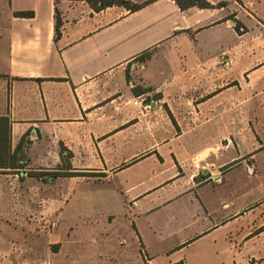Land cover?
<instances>
[{
	"label": "crops",
	"instance_id": "crops-1",
	"mask_svg": "<svg viewBox=\"0 0 264 264\" xmlns=\"http://www.w3.org/2000/svg\"><path fill=\"white\" fill-rule=\"evenodd\" d=\"M129 1L0 0V264H264V0Z\"/></svg>",
	"mask_w": 264,
	"mask_h": 264
},
{
	"label": "trees",
	"instance_id": "trees-1",
	"mask_svg": "<svg viewBox=\"0 0 264 264\" xmlns=\"http://www.w3.org/2000/svg\"><path fill=\"white\" fill-rule=\"evenodd\" d=\"M94 8L100 9L112 4H122L131 10H135L141 6L138 3H131L129 0H89ZM181 9L188 8L189 6L196 5L201 8H209L215 5L211 4L207 0H175ZM224 1L218 2L216 6H220ZM19 15H29L31 11H17ZM236 28L239 26L236 24ZM10 121L5 115L0 116V168L17 167L18 155L17 152L20 149L23 139L19 141L16 147L12 150L9 137Z\"/></svg>",
	"mask_w": 264,
	"mask_h": 264
},
{
	"label": "rangeland",
	"instance_id": "rangeland-1",
	"mask_svg": "<svg viewBox=\"0 0 264 264\" xmlns=\"http://www.w3.org/2000/svg\"><path fill=\"white\" fill-rule=\"evenodd\" d=\"M235 24H236V22L234 23V26H235ZM77 264H82V263L79 262V263H77ZM85 264H88V263H85Z\"/></svg>",
	"mask_w": 264,
	"mask_h": 264
},
{
	"label": "built area",
	"instance_id": "built-area-1",
	"mask_svg": "<svg viewBox=\"0 0 264 264\" xmlns=\"http://www.w3.org/2000/svg\"><path fill=\"white\" fill-rule=\"evenodd\" d=\"M134 103L136 104V103H138V101H134Z\"/></svg>",
	"mask_w": 264,
	"mask_h": 264
}]
</instances>
